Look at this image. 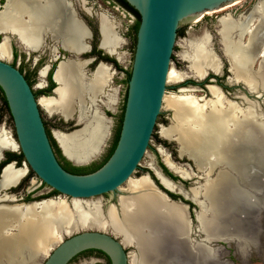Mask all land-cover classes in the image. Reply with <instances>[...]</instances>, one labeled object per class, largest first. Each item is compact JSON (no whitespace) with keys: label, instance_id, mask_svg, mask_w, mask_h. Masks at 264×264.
<instances>
[{"label":"bare ground","instance_id":"6f19581e","mask_svg":"<svg viewBox=\"0 0 264 264\" xmlns=\"http://www.w3.org/2000/svg\"><path fill=\"white\" fill-rule=\"evenodd\" d=\"M229 6L209 14L224 12ZM23 13L28 19L25 23L19 20ZM60 20L64 21L62 29H59ZM78 21L66 0H7L4 9H0V33L20 34L31 46L48 25L56 32L68 33L66 43L70 42L76 50L81 49L84 47L81 36L85 31ZM218 21V32L231 63L233 79L243 81L250 88L249 92L259 93L260 88L264 91V0L247 15L234 18L231 13H224ZM101 29L103 47L121 59L118 49L124 40L105 14L101 15ZM245 36H249V42L244 48ZM6 37L0 45L2 57L11 56L10 37ZM210 39L211 35H207L201 41L190 43L192 52L186 57L190 60L191 72L171 68L170 82L180 83L188 74L204 78L211 71L220 72L221 62L210 49ZM244 51L247 52L245 57ZM258 58L261 59L259 70L253 73L250 64L255 65ZM83 66L80 61L64 64L63 73L58 77L60 98L39 101L49 114H61L67 120L72 116L75 102L79 104V120L86 125L72 133L53 131L67 157L76 163L91 160L109 136L101 112L85 107V97L102 94L109 68L102 64L93 78H87ZM182 89L187 90L182 87L179 93L165 95V106L172 111L173 117L169 126L162 127L161 134L178 141L180 154L192 159L195 168H182L164 147L159 150L173 170L184 177L197 175L201 179L191 191L195 200L205 199L199 201L198 219L203 233L214 238L228 232L232 226L242 227L244 182L253 181V177L256 180L259 172L264 173V110L258 101L242 105L215 88L209 99ZM109 98L113 100L114 95ZM4 149L18 150V143L10 131L1 127L0 158ZM15 168L9 165L5 169L0 189L15 185L28 172L26 166ZM167 185L174 188L170 182ZM151 187L146 177H132L125 191H137V194L121 197V213L110 206L107 215L99 202L90 205L83 199L61 197L12 207L0 206V264H27L39 253L48 254L63 236L92 228L105 231L111 228L113 232H109L119 235L126 247L137 245L141 257L138 260L135 253H130L131 264H173L175 258L182 261L180 264H214L206 238L204 242L190 238V224L184 216V208L165 202Z\"/></svg>","mask_w":264,"mask_h":264},{"label":"water","instance_id":"95a60500","mask_svg":"<svg viewBox=\"0 0 264 264\" xmlns=\"http://www.w3.org/2000/svg\"><path fill=\"white\" fill-rule=\"evenodd\" d=\"M126 1L140 13L141 21L128 82L122 129L110 158L91 173L76 174L62 165L52 145L39 99L31 84L17 66L0 58V87L13 119L14 139L25 157L24 166L28 171L32 169L47 187L57 191V197L90 200L120 190L133 177L148 153L162 113L181 23L242 0ZM244 88L247 90L246 86ZM251 94L264 96L263 91ZM83 126L65 133H72ZM59 146L61 147L60 144ZM6 151L13 150H2L0 160L4 158ZM62 152L75 165L80 164L68 158L63 149ZM9 165L16 166L15 162H11L4 170ZM52 198L55 197L18 205ZM88 250L102 251L109 257L111 264H131V251L127 250L121 239L112 232L94 228L63 236L43 264H70L76 256Z\"/></svg>","mask_w":264,"mask_h":264},{"label":"flooded vegetation","instance_id":"af4514ba","mask_svg":"<svg viewBox=\"0 0 264 264\" xmlns=\"http://www.w3.org/2000/svg\"><path fill=\"white\" fill-rule=\"evenodd\" d=\"M66 1L67 3H69L70 7L73 8L77 21L79 20L78 22L81 23L85 31V33L81 36V42L84 45V47H81V49L79 50L74 49L73 47L69 45L70 42L66 43V41L69 39L68 33H66L63 30L61 32H56L53 30V28L46 25L44 26L42 34L39 37L38 41H34L32 46L24 38H22L20 34L14 35L15 33L13 32L12 33H0V45L2 44V42L7 40L6 36H9L10 37L9 38L10 48H11L10 57H2V56L0 57L5 60L10 61L13 65L17 66L24 73L27 80L31 84L39 101H41L42 98H52V99L60 98V94L58 90H59V87L61 86V83L58 77L60 74L63 73L64 64H68L71 62H79V61L82 62L84 64L83 72H84L85 77L87 78H93L95 72L98 70V68L102 64L107 65L109 68L110 74L108 76L109 78L107 80L106 87L104 88V90H102V94H100L99 96H95L93 98H91L90 96L85 97V101H86L85 107L90 108V110H98L103 115L108 125L109 131H111V135L114 134L111 146L109 148L110 150L115 142L118 132L120 131L121 133L124 112H125V105H126L127 94H128V82L131 77L130 76L128 78V73L129 71H132V64L130 68L122 66L123 60L121 61L118 55L113 54L112 52H109L106 48L103 47V43H102L103 34H102V29H101V17H100V14L101 13L103 14V12L101 11L97 12L93 6H89V0H66ZM109 2L112 3L114 6L117 5L119 8H122L127 13H129L130 15H133L136 18V16L132 12H130L128 9H126L121 4L120 0H109ZM6 3H7V0H3V2L0 4L1 10L4 9ZM231 14L234 18H237L235 17L236 12L231 13ZM20 17L21 18L19 20L21 23L27 22L28 19L24 13ZM219 18L220 17H218L217 20H219ZM59 25H61L59 26V29H62L64 27V21L60 20ZM21 29H23V27ZM65 29H66V26H65ZM185 29H186V26L184 27L182 26V28L179 29L180 31H178V36L184 35L186 31ZM132 30H133V27H132ZM136 42H137V38H136ZM135 48H136V43L133 49V59H134V54H135ZM221 50H222V47H221ZM118 51L121 52L120 49ZM214 52L217 54V55L215 54L216 58L217 56L220 57L219 59L221 62V69H220V64L218 63L219 68L217 70L219 71L220 69L219 73L211 71L204 78H198L194 75H191L194 77H190L184 80L188 75H190L188 74L184 79H182L184 81L180 80L182 82L179 81L180 83H177V84L173 83L171 86L169 85V87H171L176 93H179L180 92L179 90L182 87L186 88L188 91H192V89H196L197 92L199 91L197 95L202 99L212 98L213 97L212 88H215L218 91H220V93L225 95L227 98L244 105V90H245V93H247L248 95H251V92H249L248 89L246 90L244 88L245 85L243 81L241 80L236 81L235 79H233V72L231 70V65H230L231 63L224 56V54L223 56L227 60L228 65L223 61L219 53H217L215 50ZM123 57H124V53H123ZM173 59H174V56H173ZM132 63H133V60H132ZM184 63H185V68H186L187 63L185 61ZM172 66H174L173 63H172ZM121 73L124 74V77L122 80L124 84H126V89H127L125 93V98H124L125 101L123 103V107H121V104H120V92L121 91H120V85L118 84V82L120 81ZM182 90L187 91L185 89H182ZM115 93H116V102H114ZM109 95H114L113 100L109 98ZM40 107H41V111H42V115H43V119H44V122L47 128V131H50L52 138L56 141L60 149L61 147L59 146L58 140L54 136L53 130L54 129L60 130V128H67L68 130L71 129L72 131L78 128L79 126H81L82 123H85V122H81L79 118L77 119V116H79V110H80L79 104L77 102H75L74 104V107L72 109L73 110L72 116L70 119L67 120L60 115L64 119L66 124H63V122L56 123L57 121L56 122L54 121L53 124L56 128L50 127L49 121L45 118V115L43 112L46 109L43 107L41 102H40ZM7 112L9 113L12 119L10 110ZM47 114L50 115L49 113ZM54 115L58 116V114H53L50 116H54ZM162 115L163 113H161L158 118V123H157L156 129H155V132L152 138H158L156 135L157 134L156 130H157V127L160 126L159 121ZM78 120L81 123H79ZM168 120L169 119L167 117V119L164 121L165 124L160 126V131H161L162 126L170 125L171 122H168ZM160 131H159V134L162 137V134L160 133ZM162 138L163 139L158 138V140H160V143L162 144L159 147L165 148V146H163L165 144H169L173 146L178 145V148H177L178 155L177 156L171 154L165 148L166 151L171 156L170 158H172V160L175 163L182 164L181 165L182 168L184 167L183 165H189V166L193 165V161L190 158H188V156H183L180 154L178 141L174 139L170 140L164 137ZM51 142H52V145L54 146L52 140ZM159 147L155 148V150L158 151V154H156V158H154L152 162L146 165L141 164V166L138 168L136 173L133 175V178L139 179V178L146 177L151 182L152 184L151 190L155 191L156 195L160 196L165 202L169 204L177 203V205L184 208V210L186 211L184 212V216L185 218L187 217L186 219L189 221V224H190V231H191L190 238L194 241H198L199 239H204L206 237V240H207L210 235L207 236V234L205 233V236H204V233L200 232L199 219H198V213L201 211V206H200L199 201L201 199L202 200H205V199L201 198L200 196L201 198L200 200H195L192 194V191H191L192 188L196 186L198 182H201V179L197 177V175H194L192 177H184L181 173L169 167L170 165L166 163L167 161H165L164 159L165 157L163 153H160ZM150 148H152V144ZM54 149L56 151V154L60 162L65 167V161L59 156L55 146H54ZM61 152H62V149H61ZM20 154L22 153L20 152L19 149L5 152L4 158L0 160V178L1 179H2L1 174L4 170V167L7 164L11 162H15L16 168L15 167L14 168L16 170H19L25 167L24 166V162H25L24 155L22 154L23 158L21 159L16 156ZM177 157L179 160H176ZM184 159H187L188 162H185ZM181 160H183L184 162H181ZM190 162H192V164ZM77 166H82V165H77ZM184 168H188V167H184ZM137 173H140V174L137 175ZM34 176L38 178V180H40V178L36 175V173L32 169H30L20 179V181L15 184L16 186L12 185L13 187L10 186L11 188L7 187L6 189L4 188L0 189V204L6 207H12L18 204H22L23 202H31L33 200H39L42 198L59 196V193L52 189H49L47 191L37 192L40 189L37 190L38 187H35L36 181L34 180L31 181V186L27 188V183ZM169 182L172 185H174V188L169 187L167 185V183ZM42 184L45 185V183H42ZM126 184L127 183H125L120 188V190H117L115 192H108V193H105L99 196V197H102V199H99V200H101L100 203H102L101 206L106 215H107L108 208L110 206H114L116 210L118 211V213H121V204H120L121 199L120 198L123 196H127L128 194L130 196L137 194V191H134V192L130 190L125 191L126 190L125 186H127ZM68 199L70 200V198ZM118 238L120 239L121 237L118 236ZM216 243L217 242L215 241L212 244L214 249L216 248V245H217ZM129 247H126V248L128 251H131L128 249ZM95 251L102 254V251L101 252L98 250H95ZM102 255L104 256V258H106L104 254ZM106 260L108 264V258H106ZM110 264H111V261H110Z\"/></svg>","mask_w":264,"mask_h":264},{"label":"rangeland","instance_id":"374dc122","mask_svg":"<svg viewBox=\"0 0 264 264\" xmlns=\"http://www.w3.org/2000/svg\"><path fill=\"white\" fill-rule=\"evenodd\" d=\"M259 1L260 0H242L239 2L233 3L232 5L229 6L228 10H226L224 12L214 13V14H209V12H208L207 14L200 15L195 19H190V20H186V21L182 22L180 28H182V26L183 27L186 26V29H185L186 31H185L184 35L178 36L177 44H176L175 51H174V59H173V65L174 66H172V68H174V69H176V71H180V72H189L190 71V68H189L190 67V60L186 57V54H189L192 52V48H191L190 43L196 42V41H201L207 35H211L210 42H208L210 49H212L213 52L215 50L217 53H219L221 55L223 61L227 64V60L225 59V57L228 60H229V58L224 51L222 43H220L221 37L218 33L219 21L217 20V18L226 12H228V13L229 12H231V13L236 12L235 17H239L240 15H247L251 12V10L255 7V5ZM2 2H3V0H0V4ZM89 6H93L97 12H99V11L103 12V14L107 15L109 20L112 21L114 23V25H116V32L124 40L121 44V47L119 48L121 50V52L118 51V53L121 54L120 60L121 61L123 60L122 66L130 68L131 64H132V60H133V49H134L135 43H136L135 33L132 30V27L136 21V18L133 15H130L129 13H127L122 8H119L117 5L114 6L112 3L109 2V0H89ZM101 14H100V17H101ZM14 35H16V34H14ZM248 42H249V36H245L244 37V48L248 45ZM221 47H222V50H221ZM222 51H223V53H222ZM123 53H124V57H123ZM246 53L247 52L244 51V57L247 56V55H245ZM223 54L225 57L223 56ZM181 58L187 63L186 68H185V63ZM260 60L261 59L258 58L255 65L250 64L249 69L250 70L252 69L251 71L253 73L259 70ZM229 62H230V60H229ZM123 77H124V74L121 73L120 74V81L118 82V84L120 85V91H121L120 92L121 107H123V103L125 101L124 100L125 93L127 90L126 84H124V82L122 80ZM190 77H194V76L188 75L185 78V80L190 78ZM173 83L176 84V82H170L169 85L171 86ZM245 86L248 90H250V88L246 84H245ZM116 89H118V88H116ZM260 91H263V89L260 88ZM167 92L172 93V92H174V90L171 87H169ZM191 92H193V93L196 92V95H197V93H199V91L197 92L196 89H192ZM246 94L247 93H245V90H244V105L245 104L249 105V102L258 101L259 107L262 108V110H264V96L263 97H256L255 95L252 96V94L251 95H248V94L246 95ZM114 102H116V93H115ZM45 111H43L45 118L49 121V125L51 128H56L53 124L54 121L55 122L57 121L56 123L63 122V124H66V122L63 119L64 118L63 115L58 114V116H55V115L50 116L53 114L48 115L47 114L48 112L46 111L47 112L46 113ZM162 113H163V115L159 121L160 126L165 124L164 121L167 119V117L169 119L168 122H171L172 117H173L172 111L165 106V103H164V106L162 109ZM78 118H79V116H77V119ZM82 125L85 126V123H82ZM160 126L157 127V130H156L157 134L156 135L159 139H163L162 138L163 136L161 137L159 134ZM1 127H4L6 130L10 131L12 136L14 135L13 137H15L13 120L11 119L7 110L5 109V105H4L3 100L0 96V128ZM162 127H161V130H162ZM56 130H58V129H56ZM60 130H62L64 132L71 131V129L68 130L67 128H60ZM53 131H55V129ZM109 133H110L109 137L107 138L105 144L101 148V151L99 153H97L93 158H91V160L84 162V163H80L79 165L90 166L94 163L101 162L105 158V156H106V154H107V152L111 146V143L113 140V135H114V134L111 135V131H109ZM160 133H161V131H160ZM158 138H152V142H151L152 148H150L148 150V153L146 154V156L144 157V159L141 163L142 165H146V164L152 162L154 160V158H156V154H158V151L155 150V148L162 145L160 143V140H158ZM163 146H165V148L171 154H173L175 156L178 155V150H177L178 145L173 146V145L165 144ZM176 160H179L178 157ZM184 161L188 162L187 159H184ZM184 161L181 160V162H184ZM190 163L192 164V162H190ZM180 165H182V164H180ZM183 166L195 168V163L193 162L192 166H189V165H183ZM259 173H260L259 177H258L259 180H258V178L255 180L253 177V181H245L244 182V205H243L244 206V222H243V217H242V222L244 224H242V227L241 226H239V227L238 226H232V228L230 227L228 229V232H223L222 235H219V236L216 235L217 237L215 236L214 238L208 237V239H207L206 246L211 248V250L213 252L212 258L215 262L214 264H264V173H262V172H259ZM138 174H140V173H137V175ZM32 180L36 181L35 187H38L37 190L40 189L37 192L47 191L50 189L46 185L42 184L41 180H38V178H36L35 176L29 180V182L27 183V188H29L31 186ZM61 198L66 199L64 197H61ZM99 199H102V197H95V198H92L90 200L83 199V201L92 205L94 203H98V202L100 203L101 200H99ZM100 204H102V203H100ZM250 221L252 223H254V221H257L258 223L255 222L252 226ZM251 226H252V228H250ZM199 229H200V232L203 233L202 226H201L200 222H199ZM247 229H248V231H247ZM107 230L113 232V230L111 228L107 229ZM117 236H119V235H117ZM204 236H205V234H204ZM205 238L199 239V241H197V242H204ZM224 240H226V241H224ZM215 241L217 242L216 243L217 245H216V248L214 250L212 244ZM57 244H55L54 246H56ZM129 246H131V247H129ZM129 246H127V247H129L128 249L131 250V253H135L137 256V259L139 260L141 256L139 254L137 245H129ZM48 254L39 253L37 256L30 259L27 264H43L45 262ZM185 259L188 260L189 263L191 262V259H189V258H185ZM180 263H182V261H180L178 258H175L173 261V264H180ZM70 264H107V260L99 252L88 251V252L78 256Z\"/></svg>","mask_w":264,"mask_h":264},{"label":"trees","instance_id":"16d2710c","mask_svg":"<svg viewBox=\"0 0 264 264\" xmlns=\"http://www.w3.org/2000/svg\"><path fill=\"white\" fill-rule=\"evenodd\" d=\"M121 4L126 8L128 9L130 12H132L135 16H136V22L135 24L133 25V30H134V33H135V37L137 38V32H138V29H139V25H140V21H141V16H140V13L132 6L128 3V1L126 0H120ZM180 31V30H179ZM131 76V71H129L128 73V78ZM0 96L3 100V103L7 109V111H9V106H8V103H7V100H6V97H5V94L2 90V88L0 87ZM49 133V136L51 138V140L53 141V144L54 146L56 147V150H57V153L59 154V156L65 161V167L67 170H69L70 172H73V173H76V174H86V173H91L95 170H97L98 168H100L103 164L106 163V161L110 158V156L112 155V153L114 152L116 146H117V143L119 141V137H120V131L118 132L117 134V137L115 139V142L113 144V146L111 147V149L109 150V152L106 154L105 158L99 162V163H94L90 166H77V165H74L70 160H68L61 152V149L58 147L56 141L52 138L51 136V133L50 131H48ZM18 158H23V155L20 154V155H16ZM88 251H95V250H88ZM88 251H85L81 254H84ZM101 252V251H100ZM80 254V255H81ZM102 254H104L106 256V258H108V264H110V259L109 257L102 252ZM79 256V255H78ZM77 256V257H78ZM77 257H75L74 259H76Z\"/></svg>","mask_w":264,"mask_h":264}]
</instances>
